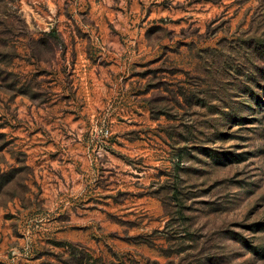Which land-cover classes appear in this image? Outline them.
Masks as SVG:
<instances>
[{
	"label": "rangeland",
	"instance_id": "obj_1",
	"mask_svg": "<svg viewBox=\"0 0 264 264\" xmlns=\"http://www.w3.org/2000/svg\"><path fill=\"white\" fill-rule=\"evenodd\" d=\"M0 264H264V0H0Z\"/></svg>",
	"mask_w": 264,
	"mask_h": 264
},
{
	"label": "built area",
	"instance_id": "obj_2",
	"mask_svg": "<svg viewBox=\"0 0 264 264\" xmlns=\"http://www.w3.org/2000/svg\"><path fill=\"white\" fill-rule=\"evenodd\" d=\"M103 134L106 136V137H109L110 136V131L108 129H105L103 130Z\"/></svg>",
	"mask_w": 264,
	"mask_h": 264
}]
</instances>
